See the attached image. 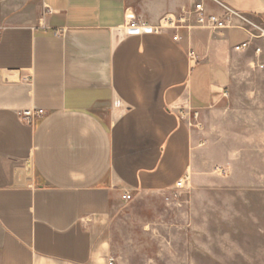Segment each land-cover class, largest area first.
<instances>
[{
  "label": "crops",
  "instance_id": "obj_1",
  "mask_svg": "<svg viewBox=\"0 0 264 264\" xmlns=\"http://www.w3.org/2000/svg\"><path fill=\"white\" fill-rule=\"evenodd\" d=\"M196 1L221 13L212 0H0V264H131L121 206L193 174L192 122L220 101L245 35L156 33L125 13L151 27ZM222 1L264 19V0ZM26 109L44 114L28 124Z\"/></svg>",
  "mask_w": 264,
  "mask_h": 264
},
{
  "label": "rangeland",
  "instance_id": "obj_2",
  "mask_svg": "<svg viewBox=\"0 0 264 264\" xmlns=\"http://www.w3.org/2000/svg\"><path fill=\"white\" fill-rule=\"evenodd\" d=\"M233 21L250 44L233 48L224 94L192 122L202 144L179 198L121 206L117 253L131 264H264V36Z\"/></svg>",
  "mask_w": 264,
  "mask_h": 264
},
{
  "label": "built area",
  "instance_id": "obj_3",
  "mask_svg": "<svg viewBox=\"0 0 264 264\" xmlns=\"http://www.w3.org/2000/svg\"><path fill=\"white\" fill-rule=\"evenodd\" d=\"M214 3H216L219 8L221 9V13H210L206 11V8L204 4L201 1H196L192 8L186 13V17L183 16L182 18L175 20L173 18H167L163 17L157 25L154 26H147V24L141 20L138 19L135 14L131 11H126L125 13V19L128 23L129 27H140L142 30L150 29L156 33L160 32L162 29L165 28H180V27H186L190 28L191 26H197L202 28H208V29H217V28H234L235 23L234 19L242 20L244 23H247L254 28H257L261 30L262 34L261 36H264V28L260 26V24L256 23L254 21L255 19L249 17L245 13L234 9L233 7L229 6L222 0H212ZM193 17L194 21L191 24L190 20ZM189 22V23H188ZM174 39H179L180 36L178 34H175L173 36ZM249 41H241L233 46L235 50H243L249 47ZM259 50V49H258ZM44 114L43 109H26L23 110L20 114V118L23 122L31 124L35 117L41 116ZM197 116V113L194 114V117ZM198 126V124H196ZM188 177L187 175L180 177L177 179V181L174 183L173 188L171 189L170 193L165 195V200L170 199H177L179 198L181 194V190L185 188L186 181ZM131 194L128 191H124L121 194V198L123 200H130ZM114 259L112 257L108 258V264H112Z\"/></svg>",
  "mask_w": 264,
  "mask_h": 264
}]
</instances>
